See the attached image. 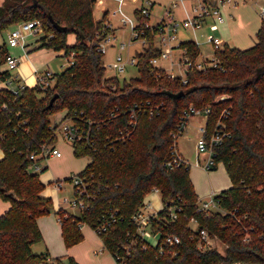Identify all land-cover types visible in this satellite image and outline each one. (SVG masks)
Instances as JSON below:
<instances>
[{
  "label": "trees",
  "instance_id": "1",
  "mask_svg": "<svg viewBox=\"0 0 264 264\" xmlns=\"http://www.w3.org/2000/svg\"><path fill=\"white\" fill-rule=\"evenodd\" d=\"M95 4L96 0H3L0 4V32L37 21L42 29L40 49L74 55L73 64L55 74L50 88L24 86L17 95L0 90V199L11 203L0 216V264H79L73 257L51 258L30 250L43 241L38 219L50 212L53 202L42 195L45 185L40 173L29 170V157L43 143L55 142L56 127L50 118L59 112L76 123L83 117L106 120L92 129L95 151L73 145L76 157L90 158L77 175L86 181L90 196L80 195L74 187L75 198L86 208L77 216L56 212L66 249L84 240L80 224L94 228L108 212H115L116 222L100 238L114 259L125 256L127 264H264V20L253 47L224 45L215 50L216 67L197 69L198 45L180 42L178 48L185 50L192 64L186 70V83L182 77L170 79L151 64L160 56L155 45L158 27L153 26L145 30L146 46L135 55L138 76L121 82L106 76L103 54L97 51L109 28L106 15L95 19ZM140 16L136 10L137 28L145 22ZM69 35L76 38L73 45L68 44ZM8 56L7 45H0V68ZM10 77L9 70L0 72V80ZM143 102L160 106L159 111L152 116L138 114L130 140L111 144L127 128L128 110ZM191 107L210 108L207 137L222 111L229 112L223 121L230 137L215 149L216 162L224 165L231 181L230 188L215 197L220 212L197 210L200 199L186 161L173 171L164 165L175 143L171 133ZM111 114L115 118H108ZM155 188L163 209L150 227L160 234L158 245L152 246L136 233L132 217ZM171 206L180 209L177 220L169 216ZM191 218L198 222L196 231L189 228ZM201 230L224 244L225 252L199 249ZM167 236L178 237L179 243L167 245Z\"/></svg>",
  "mask_w": 264,
  "mask_h": 264
},
{
  "label": "rangeland",
  "instance_id": "2",
  "mask_svg": "<svg viewBox=\"0 0 264 264\" xmlns=\"http://www.w3.org/2000/svg\"><path fill=\"white\" fill-rule=\"evenodd\" d=\"M98 1L100 3V0H96V2ZM109 1V3H114L115 0ZM151 1H154L155 3L154 6L150 8V15L148 16L147 23H150L151 26H157L160 25L161 19L165 16V7H168L173 0ZM238 2V5L233 2L224 7L228 11V14L232 16L230 25L229 27L222 26L221 30L215 32L211 31L210 28L213 24L211 17H206L205 21L202 22L197 29H194L193 27L184 28L183 22L187 19L193 18L195 15V8H200L197 0H189L187 3L183 0V4L178 2L176 8L170 7L172 8L171 11L175 21L166 18L165 22L170 23L174 21L172 24L179 25L177 41L173 43L175 49L171 57H169V59H158L157 63L154 65L155 68L167 70L176 76L183 75L179 66H173V70L170 71L172 59L176 61L179 57L180 50L176 47H178L180 42H197L201 53L197 58V62H206L214 58L213 53L215 49L210 43H207L208 39L211 37H216L224 41L232 35L238 49L243 50L253 47L257 42L256 32L262 21L258 10L259 6L264 4V0H239ZM115 3L117 4L115 9L111 10V26L114 31L111 27L108 29V33L113 36V39L106 44L107 51L102 57V62L106 69V76L117 77L122 82L137 77V67L127 65L124 73H117L109 66L119 54L126 60L134 57L136 53L143 51L142 40H135L132 33V25L137 21L134 10L135 8L138 9L140 7L141 0H126L124 6H120L117 1H115ZM96 16L99 18L102 17L99 10L96 12ZM140 17L146 22L145 17ZM123 19L131 20V24H123ZM40 36L41 33L35 35L36 38ZM5 39L6 31H1L0 45L4 43ZM68 40L69 43H73V36H69ZM122 44H124V48L123 50H120ZM155 45L157 48L160 47L158 36L155 38ZM15 49L19 50L20 48L16 47ZM58 54L59 53H56V56H58ZM211 55L212 57H210ZM202 56H208V58L202 59ZM20 61L22 62V59ZM62 63L64 67L60 68V64ZM68 66L67 58H65V56H59L49 65V68L54 72H62ZM41 69H48V66L45 65V68L42 66ZM6 70H8V68L5 64L1 66L0 72ZM10 72L14 74L16 70ZM63 115V112H59L52 116L50 118L52 126L59 124L63 119ZM205 122L206 119L204 116L191 117L187 128L177 140V148L188 161L190 169L189 176L192 182L196 185L197 191L199 193H206V191L208 192L213 188L215 191L221 192L231 186V181L224 165L219 163L216 170L211 171H204L195 166L197 160L196 142L201 136L198 132V128L203 126ZM64 123L68 124V121H64ZM56 136L57 139L55 140V146L62 152V157L47 160L45 162L47 169L40 173V178L45 184L43 195L52 199L53 207L48 214L41 216L38 219L43 225V232H41L43 235V241L33 244L30 247V250L33 254H44L47 253L46 249L52 248L51 251L53 254L51 253V255H54L55 257H70L74 251L77 257L87 264H116L114 258L104 249L100 236L89 225H84L81 230L84 235V240L81 243L73 246V248L71 247L70 251H67L64 246L61 233L57 226L59 221L56 212L63 210L75 216L79 215V210L72 208L70 205L71 201L75 198V188L72 180L70 181V178L74 175L80 174L90 163V158L76 157L74 155L73 146L71 143L63 139L60 127L56 131ZM58 181H61V187L56 186ZM210 247L217 248L221 253L225 252V245L218 239L212 240ZM60 250H62V254H59Z\"/></svg>",
  "mask_w": 264,
  "mask_h": 264
},
{
  "label": "built area",
  "instance_id": "3",
  "mask_svg": "<svg viewBox=\"0 0 264 264\" xmlns=\"http://www.w3.org/2000/svg\"><path fill=\"white\" fill-rule=\"evenodd\" d=\"M119 3L120 6H124L126 4V0H115ZM131 1H137V0H131ZM237 3L234 0H217L216 6H212L210 4L204 3L200 6V8H197L194 10V17L187 19L184 21L185 27H193L197 28L200 26L201 22L206 17L213 18L214 23L210 27L212 31L218 30V27L220 24H223L225 22V16L223 15L222 8L225 7L227 4L230 3ZM153 7V2L151 0H141V6L138 8V11L142 17L148 18L150 15V8ZM170 7H176V3L172 2L170 6L166 7L165 9V16L161 19L160 25H157L158 32L155 35L159 38V44L160 47L158 48L160 50V56L158 58H154L151 60V64L154 66L158 59H169L171 54L173 53L175 47L173 45L174 42L177 41V32L179 25L178 24H172L174 21L170 23H166V18H169L170 20H173L171 15V8ZM259 14L261 18L264 20V4L260 6L259 8ZM131 24V20L129 19H123V24ZM139 25V22L136 21L135 24L132 25V33L133 38L135 40L140 39L142 40V45L146 46V40L143 38L145 30L151 29L150 23L142 22L140 25V28H137ZM106 27L109 28V24L106 23ZM37 34L42 33V29L40 28L37 21L32 22H22L18 24V27L14 30H12L8 37H7V44L11 47H21L25 48L24 44V37L27 34ZM113 39V36L109 33H107L102 40L98 43L97 51L101 54H105L107 51L106 44L111 42ZM208 43H210L215 50H219L223 48L222 42L220 39L216 37H211L208 39ZM179 46V45H178ZM124 44L120 46V50H123ZM177 49L181 50L182 52V59L181 62L183 63V66L186 68H189L192 66L191 62L189 61L188 57L185 55V50H182L178 47ZM73 53H69L67 57V66L69 64H73ZM19 59L15 58L11 55H9L6 59L5 65L7 66L9 71H15L18 68L19 65ZM137 61L136 57H132L129 59H124L122 55H117L115 57L114 62L109 66L115 72L117 73H124L126 70L127 65L136 66ZM195 67L199 70H203L206 67H216L217 66V60L212 58L210 61L206 62H196ZM155 67V66H154ZM37 73V71H36ZM13 74V73H12ZM170 79H174L177 76L174 74H167ZM18 76H13L6 79L4 82L6 84L7 90H9L14 95H17L19 92V89L21 87H24L20 81H18ZM183 78V82L186 83V80ZM36 82L37 85L42 87L43 89L50 88L55 83V74L51 70H45L42 73H38L36 75ZM149 102H143V103H135L129 110V123L126 129L120 130L118 133V136L111 139V144H114L115 142H126L129 141L132 133L134 132V129L136 127L137 123V115L141 113H148L149 115H154L156 112L159 111L160 106H154L149 107ZM211 113L210 108L205 109H195L191 107L188 111L184 112L183 116L180 118V122L177 126V129L171 133L172 138L174 139L175 143L173 144L169 158L165 161L164 165L169 171H173L175 168L180 166L184 163V159L178 152L177 148V140L178 138L183 134L185 129L187 128V125L189 123V120L193 116H204L205 119H207V116ZM229 114L228 110L225 109L222 111L215 128L213 129L212 133L207 137V122L203 126H200L198 128V132L200 133V138L196 142V152H197V162L196 164L201 166V168L204 171H211L214 170V168L217 167L216 162V148L219 147L227 138L230 137L229 132L225 130L226 125L223 121L225 117H227ZM80 116H83L82 113ZM115 114H111L108 118L112 119L115 118ZM64 121H68V124L64 123ZM106 120H100V121H91L86 119V117H83L82 121H79L76 123L72 117H68L67 119H62L61 122L57 125H54L53 127H56L55 130V137L56 131L60 127L62 131V137L64 140L68 141L69 143L73 145L78 144H84V146L89 151H95V141L94 136L92 133V129L94 127H99L101 124H104ZM207 121V120H206ZM62 152L55 146V142L53 144L49 143H43L39 149L34 151L32 154H30V160L32 161L29 170L32 173H42L45 169V162L49 159L54 158H61ZM72 182L74 184V187L79 192L80 195H86L89 197L88 194V186L86 181L77 176L74 175L72 178ZM57 187H61V181H58L56 183ZM158 195L160 197V192L158 189H153L149 194L146 195L143 206L133 215V222L136 226V233H138L141 236V239L145 242V245H152L156 246L159 243L160 240V234L159 233H153L150 229L152 221L157 216V213L160 211L154 210L153 208V202L149 197L151 195ZM217 193L212 192L209 197L202 201L199 200L197 210L203 211V212H220V207L215 199ZM72 208L83 210L86 208L85 203L82 200H79L77 198H74L70 203ZM163 206V204H162ZM163 209V207H162ZM161 209V210H162ZM169 210V216L171 220H177L178 218V212L179 208H176L175 206H171L168 208ZM116 213L115 212H108L103 219H101L96 226L93 228L95 232L102 236L104 233L107 232L108 228L111 227L112 224L116 222ZM86 224H80L79 229L82 230L83 226ZM198 222L196 219L191 218L189 222V228L193 230H197ZM200 233V242L198 244L199 249L205 250L208 246V248H211V241L215 239H210L208 236V233L205 230L199 231ZM165 243L169 246H174L179 243V238L176 236H167L165 238ZM162 252V250H161ZM116 261V264H127L125 260V256L117 255L114 259Z\"/></svg>",
  "mask_w": 264,
  "mask_h": 264
},
{
  "label": "crops",
  "instance_id": "4",
  "mask_svg": "<svg viewBox=\"0 0 264 264\" xmlns=\"http://www.w3.org/2000/svg\"><path fill=\"white\" fill-rule=\"evenodd\" d=\"M185 1H186V3H187V1L189 2V0H185ZM197 1H198V4H199L198 6H201L204 3L210 4V5L212 4L210 0H197ZM234 1L238 5V3H239L238 1L239 0L238 1L237 0H234ZM2 2H3V0H0V4H2ZM109 2H110L109 0H100V3H99V1L96 2L95 7H94V17H95V19L97 21H100L103 18V16L106 15V23L109 24V26L111 27V29L114 31V29L111 26V20H112L111 10H114L117 4L115 3V1H114V3H112V2L109 3ZM172 2H175L176 3V7L178 6V2H180V3L183 4V0H173ZM154 3L155 2L153 1V6H154ZM171 3H170V5H171ZM215 3L217 4V0H214L213 1V4H215ZM230 4H232V3H230ZM170 5H168V6H170ZM140 6H141V4H140ZM260 6H262V5H260ZM260 6H259V8H260ZM195 9H197V8H195ZM98 10L102 14V17L101 18H99V17L96 16V12ZM136 10H138V9L135 8L134 14H135V11ZM171 10H172V8H171ZM222 12H223V14H224V16H225L226 19H225V22L223 24H220L219 25L218 30H216V31L221 30L222 29V26H224V27H227L228 26L229 27V25H230V20H231V17L232 16L228 14V11L224 7L222 8ZM171 15H172V11H171ZM172 18L174 20L173 15H172ZM204 21H205V19L202 22H204ZM202 22H201V24H202ZM212 22L214 23L213 18H212ZM17 27H18V25H14V26L8 28L7 30H5L6 31V39H5V41H4L3 44H6L7 45V48H8V51H9V55H11V56H13L15 58H18L19 60L22 59V62L19 61V65H18V68L16 69V72L14 74H12V75L13 76H18L19 77L18 78V81H20V83H22L23 86L33 88V87H35L37 85L36 75L38 73L44 72L45 70H51L49 68V65L52 64V62H54V60L56 58H58L59 56H61V57L64 56V52L63 51L56 52V51H53V50H50V49H45V48L40 49L39 48L38 40L40 39L41 36L40 37H37V38L35 37V35H37L39 33H37V34H31L30 33V34L25 35V37H24L25 48L19 47L20 49L17 50V49H15L16 47L9 46L7 44V37L9 35V33L12 30L16 29ZM199 27H197V28H199ZM184 28H185V26H184ZM197 28H194V29H197ZM41 35H42V33H41ZM69 36H73V43H69V40H68V44L69 45H73L76 38H75L74 35H69ZM69 36H68V38H69ZM221 42H222V46L228 45V46H230L232 48H237L236 45H235V42H234V39H233L232 35H230V37L226 38L224 41L221 40ZM207 43H208V41H207ZM196 44H197V42H196ZM56 53H59L58 56H56ZM212 55L210 57H212ZM205 58H208V56H204V57L202 56V59H205ZM181 59H182V52L180 50L178 59L176 61L172 59V61H171L170 71L173 70V66H179L180 69H181V73H183L182 76H177V77H184L185 76V72H186V68L183 66V63L181 62ZM45 65L48 66V69H41L42 66L45 68ZM62 67H64L63 63L60 64V68H62ZM36 71H37V73H36ZM163 71L165 73H167V74H173V73L168 72L167 70H163ZM52 72L54 74L60 73V72H54V71H52ZM0 81H1L0 82V90L1 89H5L6 88L5 82L3 80H0ZM64 117H65V113L63 115V118ZM178 152L180 153V155L182 156V158L188 163L187 159L184 157V155L180 152L179 149H178ZM2 157H3V153L0 151V159ZM196 162H197V160H196ZM196 162H195V166L198 167V168H200V169H202L201 166H199V165L196 164ZM45 168L47 169V166H45ZM192 184H193V186H194V188L196 190L195 191L196 194L198 195L199 199L202 200V201L206 200L212 192L219 193L218 191H215V189H213V188H211V190L208 191V192L206 191V193H203V192H200L199 193L197 191L196 185L193 182H192ZM42 195H43V193H42ZM44 197H47V196H44ZM149 199H151V201L153 202V205H154L153 206L154 207L153 209L154 210L159 211V210L162 209L163 206H162V203H161V200H160V197L159 196L153 194V195H151L149 197ZM10 208H11V203L10 202L3 201V200L0 199V216L2 214L6 213ZM38 226L40 228V231L43 232V229H42L43 228L42 227L43 225H42V223L39 220H38ZM57 226H58L59 231L61 233L60 223H57ZM61 237H62V235H61ZM51 250H52V248H48V249H46V252L49 254V256L51 258H56L54 255H51V253H52ZM70 250H71V248L67 249V251H70ZM61 252H62V250H60L59 254H62ZM70 257H73L79 264H87L84 261H81L77 257V255H76V253L74 251L72 252V256H70ZM111 257H112V255H111Z\"/></svg>",
  "mask_w": 264,
  "mask_h": 264
},
{
  "label": "water",
  "instance_id": "5",
  "mask_svg": "<svg viewBox=\"0 0 264 264\" xmlns=\"http://www.w3.org/2000/svg\"><path fill=\"white\" fill-rule=\"evenodd\" d=\"M213 6H216V3L213 4ZM186 74V72H185ZM57 99V95H55L51 100H50V103H49V107H51L54 103V101ZM11 196H13V194H11Z\"/></svg>",
  "mask_w": 264,
  "mask_h": 264
}]
</instances>
